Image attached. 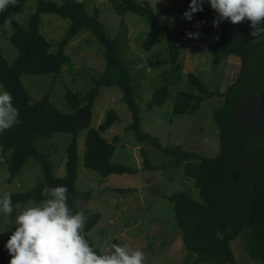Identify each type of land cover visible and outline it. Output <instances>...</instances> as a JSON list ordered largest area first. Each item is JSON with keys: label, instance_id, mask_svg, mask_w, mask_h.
Masks as SVG:
<instances>
[{"label": "rangeland", "instance_id": "obj_1", "mask_svg": "<svg viewBox=\"0 0 264 264\" xmlns=\"http://www.w3.org/2000/svg\"><path fill=\"white\" fill-rule=\"evenodd\" d=\"M38 1L28 0L24 11L15 16V22L27 26L36 11ZM50 1L59 5L63 2ZM83 1L87 12L93 15L97 10L100 21L111 37L118 38L123 43L124 59L133 76L132 85L139 108L141 131L156 138L165 150L180 148L207 158L215 157L220 149V140L214 112L223 105L227 88L241 77L244 78L241 82H246V96L236 107L234 119L243 121L246 117L248 120V114L255 102L262 101L264 77L261 70H255V75L251 74V70L255 69L253 64L257 65L256 68L259 65L264 67L260 64L264 50L258 51L254 57L255 63L248 64L246 68L244 66L247 63L240 57L222 53L212 41L188 40L180 45L179 62L173 64L167 41L152 35L151 27L144 17L135 13L120 17L105 0ZM138 1L147 2L153 7L160 25L177 30H193V25L196 24L194 17L192 21L183 18V13L187 10L185 0ZM224 22L232 24L229 21ZM233 26L237 30L239 25ZM69 27L68 19L53 14L42 16L40 30L51 44V52H57L58 43L65 37ZM13 29L12 25L10 30L0 32V58L10 66L18 56V51L11 42ZM235 35L239 37L237 32ZM65 53L70 58V63L60 74L22 75L21 82L31 103L48 96L55 108L70 113L72 110L67 103V91L85 97L94 86L95 80L104 75L106 60L103 47L90 30L84 29L74 38L66 46ZM189 74L198 76L200 82L213 95L203 101L195 114L174 115L172 103L178 89L202 95ZM252 83L263 91L255 97L252 95L258 90ZM162 86H167L171 92L168 102L163 106L150 107L149 102L154 93ZM111 110L120 117L103 134L105 139L116 145L111 161L130 168L133 172L103 177L84 168L82 159L89 129H98ZM238 110L242 115H238ZM132 122L133 115L123 101L122 90L116 86L102 87L94 102L90 128L82 130L77 136L81 158L76 185L80 194L78 206L87 218L100 216L89 237L95 247L104 252L110 251V246L115 241L121 245L126 244L133 250L140 249L146 256L145 264H196V255L185 249L181 231L176 226L174 204L167 197L184 191L197 202H202L200 191L195 187L194 180L185 175L183 166H177L172 152L159 150L149 140L141 141L136 138L129 128ZM72 139V135L59 133L36 142L58 177L66 174V148ZM1 154L0 147V157ZM145 155L152 168L144 166ZM43 175L41 163L34 159L29 160L22 172L15 177H11L9 165L3 164L0 166V195L4 192L16 195L32 191L42 181ZM28 204L29 202L13 204L14 212L10 222H5L0 214V238L7 231L15 230L16 212L22 211ZM247 233L242 232L230 243L235 264H261L252 260L246 251ZM223 238H219V244H223ZM199 264L216 262L212 260Z\"/></svg>", "mask_w": 264, "mask_h": 264}, {"label": "trees", "instance_id": "obj_2", "mask_svg": "<svg viewBox=\"0 0 264 264\" xmlns=\"http://www.w3.org/2000/svg\"><path fill=\"white\" fill-rule=\"evenodd\" d=\"M28 0H19V5L9 7L7 12L0 14V25L9 15L15 16L24 11ZM114 12L124 17L135 13L144 17L151 27L152 35L167 41L171 63L179 62V47L188 40L212 41L222 53L240 57L247 67L258 51L264 49V38L249 35L250 22L235 27L227 22L213 26L216 13L210 4L203 5L204 11L194 14L196 24L203 21V26L193 30H177L158 23L153 7L147 2L138 0H105ZM186 1V9L191 0ZM44 14H53L70 21V27L58 43L56 53L51 52V44L41 33V21ZM13 33L11 42L18 51L13 65L0 60V83L13 96V104L19 109L20 124L0 133L1 157L9 165L11 177L19 175L29 160L39 161L44 169L42 181L32 191L12 195L13 204H26L29 201L39 203L43 197L41 190L45 184L49 186L64 185L68 191V205L74 211H80L77 190L78 170L81 158L78 152V134L89 129L93 119V107L102 87L116 86L123 92V101L133 115L129 128L139 140L152 142L154 147L170 151L175 155L177 166H183L185 175L193 179L195 187L200 191L202 202H197L188 192H177L167 197L174 204V216L177 228L181 231L185 249L196 255V264L215 260L216 264H235L234 252L230 246L242 232L247 231L246 251L254 261L264 264V160L248 164L250 148L245 142L246 129L235 120L236 107L240 104L246 82L243 77L230 85L224 93V103L214 112V121L219 131L220 149L215 157L207 158L196 152L183 151L180 148L165 150L156 138L141 131L139 108L134 97L133 76L124 59V45L118 38H113L99 19L97 10L93 15L87 12L83 0H63L57 4L50 0H39L36 11L32 14L27 26L12 21ZM84 29L92 32L95 39L102 45L106 60L104 75L95 80L94 86L85 97L67 91L66 99L71 108L64 113L55 108L48 98L31 103L21 77L24 74H55L62 72L70 63L65 53L66 46ZM220 30V31H219ZM3 30H0V32ZM199 31L198 39L186 38L187 32ZM239 34L237 37L235 33ZM219 39H216V37ZM243 37V39H241ZM261 59V58H260ZM260 59H258L260 61ZM251 70L255 75L256 68ZM200 94L178 89L172 103L174 115H193L205 99L213 94L200 82L198 76L188 75ZM170 90L162 86L156 90L150 107L165 105L170 97ZM239 101V102H238ZM238 115H241L237 111ZM120 120L118 114L111 110L98 129H89L86 136V151L82 159L84 168L99 173L103 177L112 174L131 173L133 170L112 163L116 145L103 137V134ZM65 133L73 136L66 148L64 177L56 176L47 156L40 152L36 142L49 139L56 134ZM10 154V158H9ZM144 166L152 168L147 155ZM100 216L93 215L87 219L85 231L87 239L94 245L89 233L98 223ZM14 230L7 231L0 238V264H9L6 244ZM224 237L223 244H219ZM114 243H117L115 241ZM95 246V245H94ZM97 251L100 250L96 247Z\"/></svg>", "mask_w": 264, "mask_h": 264}, {"label": "clouds", "instance_id": "obj_3", "mask_svg": "<svg viewBox=\"0 0 264 264\" xmlns=\"http://www.w3.org/2000/svg\"><path fill=\"white\" fill-rule=\"evenodd\" d=\"M205 3L217 14L212 21L214 27L224 21L233 25L249 21V35L264 38V0H191L183 18L192 21L195 13L204 11ZM18 5L19 0H0V14ZM13 19L12 15L6 17L0 30H10ZM203 23L193 27L199 29ZM201 35L199 31L187 32L186 38L198 39ZM20 123L12 94L0 85V133ZM68 191L64 185L45 184L39 203L29 201L27 207L16 212L15 230L5 246L11 256L9 264H145L144 252L126 244L113 243L110 251L98 252L86 238L87 216L68 205ZM13 212L12 193L4 192L0 195V214L5 222L11 221Z\"/></svg>", "mask_w": 264, "mask_h": 264}, {"label": "flooded vegetation", "instance_id": "obj_4", "mask_svg": "<svg viewBox=\"0 0 264 264\" xmlns=\"http://www.w3.org/2000/svg\"><path fill=\"white\" fill-rule=\"evenodd\" d=\"M263 59H264V51L262 53V63H260L264 66V60ZM252 62L255 63L254 59L250 60L248 63H252ZM258 67L261 69L262 76L264 77V75H263L264 67H262L260 65ZM252 84L256 85L255 83H252ZM242 86L244 87V93L241 95V98L239 100L240 102L243 100V97L246 96V86H244V85H242ZM263 87H264V85H263ZM256 88H257L258 92L256 94L252 95L254 97L263 92L258 88L257 85H256ZM254 97H252V98H254ZM248 98H250V97H248ZM238 108H239V110H241L240 107H238ZM248 116H249L248 120L245 117L243 121L240 120L239 122L242 123V125L246 129V131H245L246 136L244 139H245V142H247V144H248L247 148L251 149V152H250L249 158H248V164L253 165L258 160L259 161L264 160V97L262 98L261 102H255V105L251 109V112H250V114H248Z\"/></svg>", "mask_w": 264, "mask_h": 264}, {"label": "water", "instance_id": "obj_5", "mask_svg": "<svg viewBox=\"0 0 264 264\" xmlns=\"http://www.w3.org/2000/svg\"><path fill=\"white\" fill-rule=\"evenodd\" d=\"M1 59V58H0Z\"/></svg>", "mask_w": 264, "mask_h": 264}]
</instances>
